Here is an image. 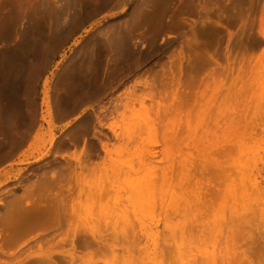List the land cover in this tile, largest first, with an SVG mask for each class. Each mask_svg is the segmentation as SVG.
<instances>
[{
    "label": "rangeland",
    "instance_id": "1",
    "mask_svg": "<svg viewBox=\"0 0 264 264\" xmlns=\"http://www.w3.org/2000/svg\"><path fill=\"white\" fill-rule=\"evenodd\" d=\"M58 10L64 11L60 29L56 31ZM263 16L264 0H0V26L8 29L4 32L6 36L0 38V51L10 48L23 55L15 61L11 75L17 83L20 106L0 100V206L3 207L0 211V264H17L24 259L30 262L38 258L41 250H63L61 244H57L59 236L53 243L49 242L60 232L56 231L58 225L46 229L45 237L23 246L21 244L31 235L17 243H9L16 230L14 222L18 207L39 201L58 207L59 187L67 183L74 187L72 196L66 193L67 209L70 210L73 201L77 200L79 186L70 173L69 167L72 166L55 160L59 157V150L72 155L91 148L97 172L101 170L106 183L125 187L121 194L127 196L134 173L132 165L139 164V160L128 153L164 148L163 141L171 136L172 123L178 126V111L165 112L164 109L178 105L173 95L177 88L175 79L180 75L182 47L189 54L186 51L188 41L197 39L198 43L207 42L209 47H215L213 45L218 40L216 52L224 65L228 62L229 44L233 47L231 67L235 61L240 63L244 58L242 70L237 71L241 65H235L236 79L242 71L247 74L246 80L253 77L257 87L256 79H264ZM206 21L211 27L202 26ZM227 24L231 26L227 27ZM21 31L30 32L31 46L26 50L22 45ZM229 33L233 35L232 39H229ZM248 42H254L256 46L249 49L246 47ZM128 50L132 52L128 53ZM145 52L149 53L148 57L143 56ZM204 57L195 59L198 71L193 73L196 81L192 93L210 81L209 58ZM155 72L158 92L155 100H147L146 106L136 103L135 112L127 111L126 121L116 127L120 138H115L106 127L112 121L115 105L119 104L118 111H123L121 104L134 99L128 91L146 95L149 89L136 84L150 80ZM110 80L111 86L97 94V89ZM245 82L233 83L229 78L220 83L222 89L216 98L204 102L191 94L187 102L195 105L197 110L196 103L202 101V108L192 117L190 128L181 120L177 134L180 132L179 137L190 138L184 139L183 145L172 147L180 152L176 160L181 158L184 162L189 152H194L189 151L186 144L194 142L196 137L200 138L207 132L213 134L214 131L222 135L225 121L232 117L230 113L238 103L239 92ZM72 88L75 91L71 92ZM88 88L91 91L85 93L84 89ZM84 93L90 97L87 102L67 115L68 110L61 103L67 99L70 104H77ZM50 110L56 113L53 124L50 123ZM237 112L238 116L241 115L239 110ZM94 113L105 127L100 125ZM232 114L236 116L234 110ZM85 118H90L89 133L80 136L78 144L71 142L69 148L62 150L60 142L74 134L72 131ZM148 123L152 125L149 130ZM22 135L25 139L19 146ZM130 137L135 139L134 144ZM102 142H109V149L113 152L110 158H106ZM199 147L208 150L206 144ZM188 148L192 149L193 144ZM22 160L25 162L21 163ZM135 167L142 177L150 170L145 165ZM251 167L255 168L254 163ZM237 168L241 169L239 165ZM76 170L80 171L78 167ZM112 195L115 196L116 192ZM148 214L150 216L147 207L140 211L144 220H148ZM63 228L66 230L67 226ZM102 230L105 234L112 233L106 225ZM43 231L45 229L33 230L31 234ZM115 231L120 233L121 228L113 229V233ZM170 231L163 224L159 231L154 229L149 239L150 251L141 264H160L155 249L158 247L165 251L167 239L174 245L168 236ZM255 233L259 238L255 255L260 254L263 259L264 223ZM69 248L70 245L66 249ZM208 248L212 249L213 244L209 243ZM106 261L98 264H119L114 260ZM195 261L190 251L173 252V264H194ZM199 262L214 264L204 256L199 258Z\"/></svg>",
    "mask_w": 264,
    "mask_h": 264
},
{
    "label": "bare ground",
    "instance_id": "2",
    "mask_svg": "<svg viewBox=\"0 0 264 264\" xmlns=\"http://www.w3.org/2000/svg\"><path fill=\"white\" fill-rule=\"evenodd\" d=\"M63 11L57 12L56 31L60 29ZM206 23L207 21L202 26L211 27ZM229 26L231 25L227 24V27ZM5 31L8 29L0 26V38L6 36ZM21 37L23 48L26 50L31 46L30 32L21 31ZM232 37L233 35L229 33V39ZM196 40L187 42L188 55L182 47L183 60L179 66L180 75L175 79L177 88L173 93L178 105L164 109L165 112L178 111L180 119L177 121L178 126L175 122L172 123L171 136L163 141L164 148L128 153L130 157L134 156L139 160V164L136 165H145L150 169L147 175L142 177L140 173L137 174L139 169H136V165H132L134 172L132 183L127 189V196L124 197L121 190L125 187L115 186L113 182L106 183L101 170L97 172L96 164L92 162L91 148L84 149L81 154L72 155L59 150L57 152L59 157L55 160L64 161L72 166L69 167L70 173L79 186L77 200L73 201L70 210L67 209L66 193L72 196L74 189L70 183H67L59 187L57 195L60 197V202H57V205L60 206L58 207L43 201L18 207L14 222L16 230L9 238V243H17L31 235L21 244L23 246L37 238L45 237L46 229L58 225L56 231L60 232H57L58 234H55L49 242L53 243L59 236L60 240L57 244H61L63 250L49 249L44 252L41 250L37 255L38 258L30 262L24 259L17 264H98L106 263V260H114L119 264H141L144 256L150 251L149 239L154 234V229L159 231V226L162 224L166 229L171 230L168 236L173 240L174 245L167 239L168 247L165 251L158 247L155 249L160 264H173L174 251L192 252L197 260L194 264H202L199 258L203 256L214 264H264V257L261 259L260 254L255 255L259 242L255 231L264 223V124L262 123L264 79L260 77L256 79L257 87H255L253 77L246 80L247 74L241 71L237 80L238 72L235 73V65H241L237 71L240 68L242 70L244 58L240 63L235 61L231 67L230 55L233 47L228 44L229 57L227 64L224 65L216 52L218 40L213 45L215 47H209L207 42L198 43ZM255 46L254 42L246 44L249 49ZM148 55L149 53L145 52L143 56L148 57ZM22 56L18 50L10 48L0 51V100H8L9 104L16 106H20V101L17 99V83L13 81L11 75L15 61ZM200 56H207L210 59L207 60L210 66L208 71L210 81L192 93L196 81L193 73L198 71L195 59ZM155 75L156 72L151 74L150 80L145 79L136 84L149 89L146 95L140 96L135 91H128V95L132 94L134 99L121 104L124 107L123 111H118L119 104L115 105L112 121L106 126L114 133L115 138H120L116 127L120 122L126 121L127 111H132L136 103L146 106L147 100L151 102L155 100V95L158 93ZM229 78L233 83L245 82V80L246 82L239 92L238 103L230 113L232 117L225 121L222 135L219 136L217 131H214L213 134L207 132L200 138L196 137L197 140L186 144L187 149L194 152H189L184 162H181V158L176 160L180 152L172 147H177L184 139L190 138L179 137L180 132L177 134L181 120L185 122L187 128H190L192 117L202 108L201 102L216 98L222 89L220 83H224ZM111 83L112 80L107 85L99 87L96 93L103 92L106 86H111ZM256 89L259 91L258 95ZM70 91L75 89L72 88ZM88 91L91 89H84L85 93ZM85 93L81 95L77 104L72 105L67 99L61 103V106L68 110L67 115L87 102L90 97ZM191 94L193 98L199 97L202 100L196 103L199 107L197 110L195 105L187 102ZM233 110L236 113L235 117L232 114ZM237 110L241 115L238 116ZM49 112L50 123L53 124L56 113L53 114L51 110ZM94 115L100 125L105 127L98 115L95 113ZM151 126V123L147 124L148 130ZM90 128V118L83 119L72 131L74 134L60 142L61 149L69 148L71 142L74 145L78 144L80 136L88 134ZM54 137L53 141L56 138ZM24 139L25 135H22L18 141L19 146L23 144ZM129 140L135 143L132 137ZM192 144L193 148L189 149L188 146ZM201 144H206L208 150L200 149ZM102 149L106 158L112 156L109 142H102ZM23 162L25 160L21 163ZM251 163H254L255 168L251 167ZM237 165L241 169H238ZM77 167L80 171L76 170ZM112 192H116V195H112ZM144 207L150 209L148 220L140 216V211ZM2 209L3 207L0 206V211ZM174 219L178 221L175 222ZM104 225L110 227L112 233H103ZM65 226H67L66 230L63 228ZM118 227L121 228L120 233L117 231L113 233V229L117 230ZM40 229L45 231L31 234V231ZM143 239H146L145 243ZM209 243L213 244L212 249L208 248ZM188 244L190 246L187 247ZM68 245L70 248L66 249Z\"/></svg>",
    "mask_w": 264,
    "mask_h": 264
}]
</instances>
